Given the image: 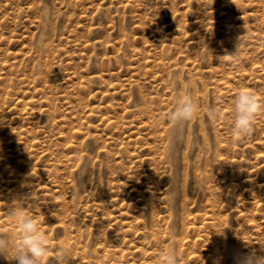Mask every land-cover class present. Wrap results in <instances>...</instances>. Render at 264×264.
I'll use <instances>...</instances> for the list:
<instances>
[{"label":"rangeland","instance_id":"374dc122","mask_svg":"<svg viewBox=\"0 0 264 264\" xmlns=\"http://www.w3.org/2000/svg\"><path fill=\"white\" fill-rule=\"evenodd\" d=\"M181 88L200 113L172 123ZM241 89L264 103V0H0V232L18 235L7 210L23 200L43 264L60 245L63 264L259 251L264 112L234 137Z\"/></svg>","mask_w":264,"mask_h":264},{"label":"clouds","instance_id":"9594fccd","mask_svg":"<svg viewBox=\"0 0 264 264\" xmlns=\"http://www.w3.org/2000/svg\"><path fill=\"white\" fill-rule=\"evenodd\" d=\"M240 40L236 51L231 53L234 58L239 57ZM229 55V54H228ZM227 56V55H226ZM264 112V103L257 99L253 92L241 89L233 102V119L231 133L240 138L251 133L255 120ZM200 105L193 95L181 88L175 107L167 114V119L172 123L191 122L199 116ZM211 115L220 118L222 112L212 109ZM8 216L19 228L15 239L0 232V255L8 258L9 251H14L12 259L18 264H43L44 258L50 251L49 238L37 224L35 217L26 210L23 200H15L8 205ZM66 245H60L57 249V262L63 264L68 255ZM162 264H181L180 253L176 248L162 249L160 253ZM237 264H264V246L259 251L253 249L244 257L238 259Z\"/></svg>","mask_w":264,"mask_h":264},{"label":"bare ground","instance_id":"6f19581e","mask_svg":"<svg viewBox=\"0 0 264 264\" xmlns=\"http://www.w3.org/2000/svg\"><path fill=\"white\" fill-rule=\"evenodd\" d=\"M167 130V129H166Z\"/></svg>","mask_w":264,"mask_h":264}]
</instances>
